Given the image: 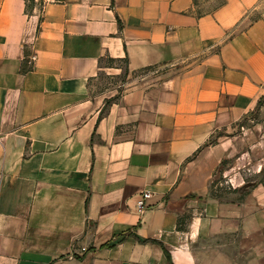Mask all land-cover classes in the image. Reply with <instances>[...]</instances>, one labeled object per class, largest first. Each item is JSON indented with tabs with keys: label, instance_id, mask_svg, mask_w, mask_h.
<instances>
[{
	"label": "crops",
	"instance_id": "crops-1",
	"mask_svg": "<svg viewBox=\"0 0 264 264\" xmlns=\"http://www.w3.org/2000/svg\"><path fill=\"white\" fill-rule=\"evenodd\" d=\"M263 5L0 0V264H264Z\"/></svg>",
	"mask_w": 264,
	"mask_h": 264
},
{
	"label": "rangeland",
	"instance_id": "rangeland-1",
	"mask_svg": "<svg viewBox=\"0 0 264 264\" xmlns=\"http://www.w3.org/2000/svg\"><path fill=\"white\" fill-rule=\"evenodd\" d=\"M263 14H264V5H263ZM101 87L103 86H106L108 84H110L109 82V79L107 77H101ZM251 121L250 120H244L243 121V124L245 126H248V124L250 123ZM234 131L236 130H239L241 131V127L239 125H235L234 126ZM259 158V157H258ZM264 159V158H262ZM257 158L255 160H253L252 162H250V164L248 166H250V170L248 173L249 176H253L254 172H253V168L257 166ZM227 190H231L230 187H228V183L225 181V177L223 176V172H222V169H220L218 172H217V176H215V179H214V184H213V193H219V194H224L225 191Z\"/></svg>",
	"mask_w": 264,
	"mask_h": 264
},
{
	"label": "built area",
	"instance_id": "built-area-1",
	"mask_svg": "<svg viewBox=\"0 0 264 264\" xmlns=\"http://www.w3.org/2000/svg\"><path fill=\"white\" fill-rule=\"evenodd\" d=\"M148 195L147 191L142 193V196L137 199V208L139 211H142L143 207L145 206L144 199Z\"/></svg>",
	"mask_w": 264,
	"mask_h": 264
},
{
	"label": "trees",
	"instance_id": "trees-1",
	"mask_svg": "<svg viewBox=\"0 0 264 264\" xmlns=\"http://www.w3.org/2000/svg\"><path fill=\"white\" fill-rule=\"evenodd\" d=\"M183 225V220H178V222H177V226H179V227H181Z\"/></svg>",
	"mask_w": 264,
	"mask_h": 264
}]
</instances>
